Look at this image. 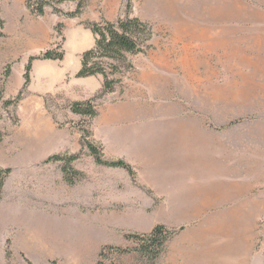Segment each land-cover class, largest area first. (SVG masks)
<instances>
[{
  "label": "crops",
  "instance_id": "crops-1",
  "mask_svg": "<svg viewBox=\"0 0 264 264\" xmlns=\"http://www.w3.org/2000/svg\"><path fill=\"white\" fill-rule=\"evenodd\" d=\"M26 1L0 0L3 133L19 129L11 116L24 129L46 121L54 92L70 103L85 102L104 82L102 76H76L84 53L96 41L83 14L63 19L46 8L44 16H36ZM91 1L88 11L101 6L107 21L122 16V0ZM76 6L72 0L60 10L69 14ZM135 18L152 29L150 50L131 58V73L117 76L120 86L98 106L94 138L108 159L126 161L137 169L139 185L155 193L164 212L157 211L156 223L180 232L167 243L162 264H222L212 251L195 249L205 240L197 232L207 225L195 231L185 228L199 221L209 224L227 208L242 218L247 214L250 223L261 218L264 126L230 123V117H237L229 113L242 109V93L235 91L239 83L234 81L244 79L245 65L264 64V0H140ZM57 23L65 25L64 59L34 60L28 92L16 105L5 107L23 91L31 59L53 47ZM248 68L264 71L261 66ZM7 141L5 136L0 143V170L14 171L21 154L15 146L6 150ZM133 184L128 176V187ZM133 202L128 198V206ZM9 226L16 232L4 240L0 264H9L7 239L12 241L11 264H97L101 245L93 233L87 240L64 242L38 229L30 217Z\"/></svg>",
  "mask_w": 264,
  "mask_h": 264
},
{
  "label": "rangeland",
  "instance_id": "rangeland-1",
  "mask_svg": "<svg viewBox=\"0 0 264 264\" xmlns=\"http://www.w3.org/2000/svg\"><path fill=\"white\" fill-rule=\"evenodd\" d=\"M74 1L78 5L79 0ZM81 1L84 4L82 19L85 27L86 24L97 22L98 19L106 20L101 6L98 5L88 11L87 8L92 7V1ZM55 2L46 8L51 9L54 15L70 19L65 11H62V14L54 12ZM69 3H72V0H66L56 7L60 9L61 6ZM122 11V16L117 20L127 16L135 18L140 14V0H122ZM58 25L59 23L54 27L55 42L50 49H55L61 44V50L64 52L65 25L63 24L64 28L61 31H58ZM148 27V40L142 45L143 52L128 55L132 68L117 74L115 78L131 73L134 70L131 58L150 50L149 43L153 33L151 27L149 25ZM248 66L264 67V64H246L244 79L234 81L239 83L235 91L242 93L238 99L243 107L240 105L242 109L229 113L237 117L235 119L230 117V123L245 121V127L259 129L264 126V71L258 73L254 69L252 72ZM231 82L233 81L230 80ZM30 84L23 90V96L28 92ZM105 96L95 102L97 116L90 118L74 114L71 107L76 102L70 103L60 92H54L47 102L50 115L46 121L40 119L38 122L41 124L36 129L22 128L18 118L11 116L14 128L19 126V129L11 130V133L7 129H5L7 133L0 130L3 139L5 136L8 137V141L4 144L6 150L10 146H15L21 154L20 167L14 171L0 170L5 172L4 186L7 187L6 191L3 192V189L0 191V260L4 240L16 232L9 223L24 221L30 217L36 221L38 229L50 231L52 239H60L64 242L67 239H75L80 242L81 239L91 238L92 233L95 234V239L99 238L101 245L97 264H151L136 251L137 242L127 240L126 237L148 234L156 226L162 225L155 221L157 211L162 208L158 206L159 200L153 191L139 185L137 169L129 164L134 172L132 176L123 168L100 165L84 145L85 139L102 149L105 160L117 161L108 159L103 145L94 138V124H96L94 120L98 117V106L103 105ZM58 154L79 155V158L72 163V167L82 176L74 177V185L66 181L62 162L49 161V158ZM28 155L31 157L30 161ZM128 176L134 183L132 189L128 187ZM141 192H143V200ZM128 198L134 199L133 205L128 206ZM161 211L163 212V209ZM248 219L247 214L242 218L240 213L237 214L227 208L223 210L221 217H213L209 224L199 221L192 225L188 224L185 229L195 231L207 225L204 230L197 232V236L203 234L205 240L202 244L197 243L195 249L198 252L200 249H205V253L212 251L222 264H264V208H261V218L258 222L250 223ZM162 226L174 233L169 242L180 235L177 228ZM5 244L8 261L11 264V239H7ZM106 246L116 247L122 251L128 250V253L105 252V256H101ZM166 252L167 247L157 264L163 263Z\"/></svg>",
  "mask_w": 264,
  "mask_h": 264
},
{
  "label": "trees",
  "instance_id": "trees-1",
  "mask_svg": "<svg viewBox=\"0 0 264 264\" xmlns=\"http://www.w3.org/2000/svg\"><path fill=\"white\" fill-rule=\"evenodd\" d=\"M66 0H27L26 5L31 12L36 16H44L47 6H51L55 2L56 6L62 4ZM53 7L56 14H62V11ZM84 9V4L81 0L78 1L77 9L73 13L67 14L70 18L79 17ZM89 29L95 35V46L93 49L84 53L82 58V68L76 75L77 78H86L93 76L103 77V87L98 95L93 99L85 102H76L72 105V112L77 115L94 118L97 116L95 102L101 99L106 94L112 93L116 90V87L121 83L118 78H115L117 74L129 71L132 66L128 61V55L138 54L143 52L142 45L148 40L149 27L138 18L125 17L120 18L116 22H110L102 20L100 22L86 24ZM4 27V22L0 16V36H2L1 30ZM58 31L64 28L63 24L58 25ZM62 45H57L55 49H49L43 52L41 55L33 57L26 69L25 74V90L31 82L30 72L32 70V62L34 60H60L64 59V52L61 50ZM61 50V51H60ZM110 70V72H109ZM23 97V91L14 101L5 102V107L10 105H16ZM2 94H0V100H2ZM3 141V134L0 132V143ZM84 145L88 148L91 155L95 158L96 162L100 165L113 168H123L129 172L130 175H134L131 166L123 160L107 161L104 159L102 149L98 148L95 144L88 142L84 139ZM79 158V155H54L49 158V161L62 162L63 172L66 176V181L70 185H74L75 176H82L78 171L72 167V163ZM4 173L0 171V191L4 187ZM174 233L168 231L164 226H156L148 234H134L127 236V240H135L138 244L136 249L143 257H145L151 264H157L158 259L164 254L167 243L172 238ZM105 252H124L128 253V250L122 251L119 248L106 246L101 253V256H105ZM8 256L10 253L8 252ZM28 264H32L28 262Z\"/></svg>",
  "mask_w": 264,
  "mask_h": 264
}]
</instances>
